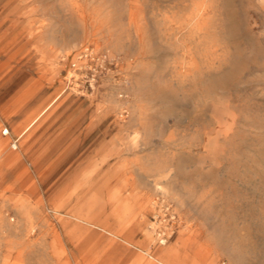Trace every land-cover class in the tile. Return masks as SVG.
Listing matches in <instances>:
<instances>
[{"label":"rangeland","instance_id":"rangeland-1","mask_svg":"<svg viewBox=\"0 0 264 264\" xmlns=\"http://www.w3.org/2000/svg\"><path fill=\"white\" fill-rule=\"evenodd\" d=\"M76 1L91 16L85 26L67 0H0V127L10 131L1 139L5 152L19 158L3 164L0 186L13 185L27 169L33 176L30 158L45 162L41 170L49 167L51 191L60 189L69 174L99 156L104 198L114 185L105 182L114 180L118 155L139 158L143 170L159 159L170 167L183 205L175 210L171 204L163 215L145 211L124 235L145 241L155 235V224L168 247L193 235L220 253L243 248L244 264H264V9L254 2L248 16L246 0H227L235 7L233 25L219 0L214 28L191 41L186 31L170 36L157 15L166 11L178 19L189 0H145L143 35L128 25L124 0ZM107 11L112 20L95 37L63 47V38L93 33L97 14ZM184 55L196 67L186 78ZM223 107L225 114L213 111ZM144 126L128 152L133 132ZM209 136L222 148L215 155L219 167L209 159L199 163ZM134 171L155 196L153 175ZM1 212L11 214L9 208Z\"/></svg>","mask_w":264,"mask_h":264},{"label":"bare ground","instance_id":"bare-ground-1","mask_svg":"<svg viewBox=\"0 0 264 264\" xmlns=\"http://www.w3.org/2000/svg\"><path fill=\"white\" fill-rule=\"evenodd\" d=\"M124 1L128 6V25L136 34L143 35L146 29L143 9L145 0ZM246 1L245 12L248 16L249 6H256L254 2L264 9V0ZM37 2L38 0H32L31 4ZM67 2L78 21L85 26L91 16L84 6L76 0ZM232 2L225 0L222 9L227 22L235 25V7ZM218 7L219 0H189L182 5L178 19L169 16L166 11H159L157 15L170 36L186 31L191 35V41H194L196 36L204 35L214 28ZM35 9L37 10L34 7L32 11ZM110 14L108 11L97 14L99 25L94 24L93 33L88 34L84 30L82 35L74 34L63 38V47L95 37L101 26L112 20ZM253 23L256 24V21ZM227 31L230 36L236 34L231 27ZM52 52L58 53V48ZM183 59V68L187 71L184 75L186 78L196 67L193 62L187 61V55H184ZM213 111L219 115L226 113L225 107L213 108ZM37 116L19 131L18 140L34 125ZM1 127L0 169L3 164L13 165L19 160L5 152L1 136H8L10 131L9 127ZM142 129L134 131L132 137L130 135L131 141L126 144L128 152L137 147L143 131H146L145 126ZM205 147L207 156L202 157L199 163L209 159L213 166L219 167L215 155L222 148L216 144L215 137L209 136ZM28 159L29 166L34 169L33 176L27 169L16 174L13 185L4 183L5 185L0 186V264H244L243 248L227 245L228 249L220 253L213 251L207 242H201L199 237L193 235L179 242L180 246L168 247L162 232L155 231V224H150L151 232L155 235H146L145 241L135 240L132 235H124L130 221L143 215L145 211L163 215L167 207V210L170 209L171 204L175 210L176 206L178 208L183 205L181 195L172 187L168 178L170 167L159 159H153L149 167L143 170V163L139 158L128 161L118 155L115 174L112 177L114 180L105 182L114 185L104 198L99 196V156L69 174L64 184L62 183L63 186L52 191L51 185H48L52 178L49 167L41 170L45 162ZM135 169L148 173V176L153 175L155 196L152 197L146 190L145 180L141 181L135 177ZM179 169L177 167L178 171ZM227 175L233 176L231 171ZM27 178L30 180L26 181ZM4 208H9L11 214L3 217L1 210ZM99 231L107 235H88L99 234ZM217 241L218 238H215V242Z\"/></svg>","mask_w":264,"mask_h":264}]
</instances>
